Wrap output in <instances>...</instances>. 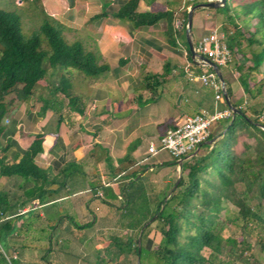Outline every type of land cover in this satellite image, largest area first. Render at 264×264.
<instances>
[{
    "label": "trees",
    "instance_id": "1",
    "mask_svg": "<svg viewBox=\"0 0 264 264\" xmlns=\"http://www.w3.org/2000/svg\"><path fill=\"white\" fill-rule=\"evenodd\" d=\"M204 1L186 0L185 8L175 13L169 8H153L152 0H127L112 15L135 25L161 21L166 42L172 47L182 45L189 59L185 31L188 11L192 5ZM24 2L31 5L28 10L34 4L43 15L39 28L30 35H24L19 27L18 12L25 10L12 11L0 6V140L4 134V118L28 100L41 81L47 80L49 69H73L86 78H94L110 68L108 63H98L96 54L87 50L81 41L65 39L61 24L44 11L40 0L14 1L19 7ZM208 9L219 19L235 60L231 70L239 85L235 89L226 81V87L231 102L242 113L216 124L217 130H213L208 138L214 139V144H203L197 156L182 164L181 178L167 199L178 178L177 169L164 175L159 186L158 180L152 178L159 170V164H149L155 168L147 169L148 164H137L128 156L122 158L119 166L112 171L113 175L121 177L117 187L124 200L118 207L126 213L125 226L136 233L135 236H127L126 240L111 235L109 244L96 255L95 264H116L121 256L129 259L135 255L137 259L143 251L141 242L151 227H154L159 244L155 254L160 264H234L235 260L244 259L245 250L251 249L246 240L253 231L249 224L257 222V232L264 233V213L260 210L264 206V130L257 125H264L261 118L264 115V100L260 99L264 87V0H226L223 6ZM101 15L105 13L92 19ZM253 45L256 48H252ZM247 47L251 48L249 54ZM170 65L171 62L167 61L165 70ZM206 67L213 71L211 67ZM257 74L261 77L257 78ZM61 79L63 82L51 89L66 98L71 110L84 112L86 103L75 92L71 78L63 75ZM155 96L151 95L146 101L155 100ZM44 101L48 99L44 98ZM213 104L208 108L212 109ZM226 106L225 102L220 108ZM170 127V123H165L161 134ZM44 140L45 133H38L22 157H16L11 162L0 157V175L18 176L20 185L17 190H0V264H14L1 248L6 249L7 238L16 229L15 222L21 217L18 209H30L33 205L50 207L61 213L60 221H57L60 225L66 222L77 229L92 226L91 222L77 221L69 199L80 187V180L85 174L84 166L75 160L68 161L55 176H51L50 171L37 162L44 152ZM173 164H177V158L172 157L162 163ZM173 174L175 180H172ZM104 187L107 186L93 187L92 190L96 193ZM195 197L199 198V204L195 202ZM229 209L235 211V218L242 222L243 231L239 238H229L223 244L221 232L232 220L222 217L221 212ZM148 221L141 234L139 250L138 234ZM257 243L264 250V238ZM227 244L241 246L232 261L227 259L232 255V250L226 249ZM205 249L208 254H204ZM61 251L67 264H75V259H79L70 252ZM44 261L59 264L49 261V255ZM135 264L140 263L135 260Z\"/></svg>",
    "mask_w": 264,
    "mask_h": 264
},
{
    "label": "crops",
    "instance_id": "2",
    "mask_svg": "<svg viewBox=\"0 0 264 264\" xmlns=\"http://www.w3.org/2000/svg\"><path fill=\"white\" fill-rule=\"evenodd\" d=\"M40 1L44 11L61 24L65 39L81 41L87 50L96 54L98 63H108L110 68L94 78L80 76L87 94L82 113L71 110L62 95L44 89L63 82V75L74 78L79 74L70 69H50L49 84L44 85L40 93H36L37 88L28 100L4 118L0 157H5L7 162L22 157L34 136L45 133L44 152L37 162L47 168L51 176L68 161L75 160L84 166V179L81 178L80 187L69 196L75 217L80 220L79 205L87 209L95 197L104 198L103 190L95 193L93 187L112 185L118 190L117 194L120 193L117 187L120 175L112 176L113 183L104 182L106 167L110 173L125 156L137 164H146L153 157L147 154V146L163 135L161 127L165 123L173 127L188 115L211 109L208 107L214 103V93L197 79L185 75L184 47H172L166 42L161 21L135 25L112 15L127 0ZM185 1L152 0L151 5L178 13L185 8ZM100 13L105 15L92 19ZM213 14L207 8L194 11L195 41L201 37L200 32L221 27L220 23L215 24ZM121 60L124 62L120 63ZM167 61L171 65L165 70ZM222 75L233 88L238 87L231 69L225 66ZM153 94L156 99L146 101ZM149 167L155 166L146 168ZM19 186L18 176L0 175V190H17ZM99 193L101 196H97ZM103 200H107L110 207L116 204L110 197ZM18 210L21 217L15 222L16 229L8 236L6 249L1 248L9 260L14 264H47L44 260L49 255V261L67 264L61 253L64 250L78 256L75 264H81L82 256L72 248L83 247V242L72 238L80 236L77 228L66 222L58 224L61 213L37 205ZM90 211L94 221L97 213Z\"/></svg>",
    "mask_w": 264,
    "mask_h": 264
},
{
    "label": "rangeland",
    "instance_id": "3",
    "mask_svg": "<svg viewBox=\"0 0 264 264\" xmlns=\"http://www.w3.org/2000/svg\"><path fill=\"white\" fill-rule=\"evenodd\" d=\"M15 0H0V6L5 7L9 10H22L24 12H18L20 15V20H19V27L21 32L24 35H30L33 31L37 30L39 28L40 23L43 20V15L39 12L38 8L36 5L32 4V9H29L31 5H29V2H24L20 7L14 3ZM33 10V12H32ZM207 10H209L207 8ZM16 11V10H15ZM213 12V11H212ZM214 15V14H213ZM219 19L216 18L215 24L219 25ZM218 31L221 33V27H217ZM209 31H202L200 32V35H204L208 33ZM252 48H256L254 45ZM251 48H246V51L249 54ZM235 64L234 57L232 58V61L226 66L228 69L233 68ZM184 66L185 62L183 64V71H184ZM181 68V69H182ZM200 69V68H199ZM202 69H207L209 70L206 66H204ZM50 70V69H49ZM73 72H77L79 75L75 76L74 78H71L72 80V85L75 89V92L80 93L81 91V99L83 102H86L85 96L86 94V87L81 82V75L78 71L71 69ZM222 71H225V67L221 68ZM201 70H197L196 73L198 74ZM49 74V73H48ZM47 74V76H48ZM233 75L236 77V75L233 73ZM257 78H260L261 75L257 74ZM49 77H47V80L41 81L35 88L37 89L36 93H40L42 87L46 84H49ZM44 89H51V87L46 86ZM43 89V90H44ZM42 93H47V91ZM214 93V92H213ZM245 98V97H244ZM261 100H264V87L262 89V94L260 97ZM199 112V111H198ZM197 113V112H196ZM194 113V114H196ZM192 114V115H194ZM253 117V116H252ZM261 118L264 120V115L261 116ZM214 130V129H213ZM172 157L166 152V151H160L156 156H153L146 164H159L157 168L159 170L152 175V178L155 180H158V185L160 186L162 184V178L165 175L170 174V171L173 169H177L176 175L178 177V165L173 164V165H162V163L168 162ZM108 167H106L105 170V180L104 182L110 183L113 181V174L111 172H108ZM155 168V167H152ZM149 167V169H152ZM172 174V173H171ZM208 176V174H206ZM175 174L172 175V180H175ZM115 182V181H114ZM176 182V181H175ZM101 183H103V180H101ZM113 183V182H112ZM165 183V182H164ZM163 183V184H164ZM175 184V183H174ZM118 190L114 186H107L104 187L103 193H104V198L106 199L108 197L111 198L116 204L113 207H110V205L105 202L107 200H103L102 198L95 197L92 199L90 202V206H88V210L86 207L83 205L78 206L79 210V215H80V220H77L80 223H86V222H91V227L84 229L83 231L80 232L79 229H77V233L80 235L79 237H73L74 241L82 240L83 242V247H73V251L77 252L82 258L84 259L85 263L83 264H95L96 262V255L99 254L103 249L109 244V237L111 235H118L122 238V240H126L127 236H135V230H132L125 226V219H126V213L119 209L118 206L122 205V201L118 200ZM195 202L199 204L200 200L198 197L194 198ZM258 202V200L256 201ZM255 204V202H254ZM99 208V209H98ZM92 210L97 213L96 219L93 221V215L91 211ZM261 212L264 213V206H261ZM125 213V214H124ZM222 217H229L232 222H230L227 226H225L221 232V236L223 238V244H226L227 239L229 238H239L242 234V228L240 220H237L235 218V211L229 209V210H223L221 212ZM250 227L253 229L252 233H249L247 235L246 240L251 244V249L245 250L243 253L244 259H237L235 260L234 264H253L252 262H258L260 264H264V250H261L260 246L258 245V240L260 238H264V233H258L257 228H258V223L253 222L249 224ZM141 242V241H140ZM143 244V251L141 256L137 257L135 255H131L129 259H125L123 256L117 258L116 264H135V260L137 263L140 264H160L159 259L157 255L155 254V250L159 248L158 241L156 240L155 234H154V227H151L148 235L142 240L141 242ZM241 246L239 245H228L226 246L227 250H232V255L228 256V260L232 261L235 259V256L239 254ZM71 249V250H72ZM226 250V251H227ZM204 254H208V250L205 249ZM242 257V258H243Z\"/></svg>",
    "mask_w": 264,
    "mask_h": 264
},
{
    "label": "built area",
    "instance_id": "4",
    "mask_svg": "<svg viewBox=\"0 0 264 264\" xmlns=\"http://www.w3.org/2000/svg\"><path fill=\"white\" fill-rule=\"evenodd\" d=\"M195 51L210 58L222 67L227 66L233 58L225 35L222 32L220 33L217 28L210 30L195 41ZM184 57L185 75L188 78L197 79L204 87L214 92L213 108L203 109L194 115L186 116L182 122L168 128L156 141L149 142L147 146L149 156H155L163 150L171 157L179 159L193 151H199L203 144H207L214 126L219 121L233 116V112L228 106L220 108V105L226 101L215 72L202 69L204 66L196 64L191 58L188 59L185 49ZM197 70L201 71L197 74ZM98 195L101 196V193ZM118 199L123 202L122 193H119Z\"/></svg>",
    "mask_w": 264,
    "mask_h": 264
},
{
    "label": "water",
    "instance_id": "5",
    "mask_svg": "<svg viewBox=\"0 0 264 264\" xmlns=\"http://www.w3.org/2000/svg\"><path fill=\"white\" fill-rule=\"evenodd\" d=\"M226 0H206L204 2H199L196 3L194 5H192L189 8L188 11V18H187V24H186V40L189 46V51H190V58L192 61H194L196 64L198 65H202V66H208L211 67L213 69V71L215 72V74L218 77V80L220 81L221 84V89L226 101L227 106L232 110L233 112V116L232 119L234 118L235 114H241L242 111L240 110V108L236 107L230 100V97L228 95V91H227V87H226V81L222 75V71L220 69V67L214 62L212 61L210 58L199 54L195 51V38L192 32V25H193V14L194 11L198 8H218L221 7L225 4ZM257 125L262 128L264 130V125L261 123H257ZM207 144L213 145L214 144V139L208 140ZM198 155V150L193 151L189 154H187L186 156L177 159V165H178V178L175 182V184L173 185L172 189L170 190V192L168 193L166 199L171 195V193L173 192V190L175 189L177 183L179 182V179L181 178L182 175V164L187 161L190 160L191 158L195 157ZM165 199V201H166ZM156 215L153 216V218H155ZM149 223V221L141 228V230L139 231L138 234V245H139V250H140V241H141V234L143 229L145 228V226Z\"/></svg>",
    "mask_w": 264,
    "mask_h": 264
}]
</instances>
